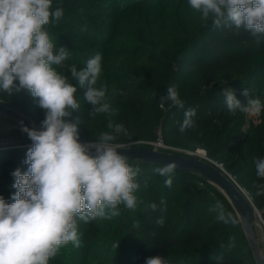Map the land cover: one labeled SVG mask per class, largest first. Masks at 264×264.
Instances as JSON below:
<instances>
[{
	"label": "rangeland",
	"instance_id": "obj_1",
	"mask_svg": "<svg viewBox=\"0 0 264 264\" xmlns=\"http://www.w3.org/2000/svg\"><path fill=\"white\" fill-rule=\"evenodd\" d=\"M57 8L63 9V15L59 20L50 17L44 30L57 49L63 46L69 50V56L60 66L52 67L67 76L69 82L76 86V81L71 79L70 66L75 65L80 70L96 53L102 56V71L96 87L105 90L109 111L90 116L93 106L84 99L86 89L77 85L75 98L79 108L73 112L72 121L75 122L77 118L80 121L77 125L80 142L88 143L97 140L101 133H108L116 137L110 143L119 145L120 149L152 148L161 153L190 155L216 164L234 179L255 208L262 213L256 219L255 233L259 254L264 260V195L256 194L257 185L264 184V179L256 175L255 167V160L264 158V112L259 116L240 112V116L231 115L228 123H219L216 127L209 128H200L197 120H194L192 130L181 133L179 125L183 121V113L194 106L184 104V108H179L171 103L162 109L159 107V92L149 90L143 98L140 112L136 113L126 110L114 94L116 77L119 78L118 81L131 80L127 67H140L144 70L155 68L147 61L145 53L172 56L184 37L198 30L205 21L201 14L190 7L188 0H52L50 11L54 12ZM134 82L150 86V82L144 78H138ZM255 87L261 90L259 97L249 94L246 98L240 92L237 99L246 103L248 98H259L264 103V76L255 82ZM239 91H242L241 88ZM190 92L188 89L181 91L180 99L188 100L197 96ZM0 105L19 112L36 129L40 128L44 119V110L26 89L18 93L13 91V94L0 90ZM166 119L171 123L167 128L164 122ZM85 121L88 122L83 124ZM109 123L113 128L108 126ZM116 124H123L128 135L115 133ZM31 146L32 141L21 131L19 121L0 113V158L8 156L10 152L26 158ZM128 164L133 168H140L136 177L139 185L151 187L159 199H173L170 207L172 216L167 218L168 223L181 218L183 201L192 189L199 188L203 191L201 211L197 209L194 213L196 218L203 220L199 226L202 232L201 246L170 250L165 258L170 259L171 264L211 262L212 254L202 255L212 253L214 247L220 245V257L229 258L232 264H256L243 221L232 202L217 185L196 173H173V183L171 187H167L165 180L168 177L155 172L156 167L135 162ZM9 185L10 182L6 183L0 194L6 202L8 190L11 196L16 192L14 189L10 190ZM134 195L138 201L135 210L120 204L117 206L120 215L111 219L99 217L102 219L103 229L95 244L83 246L86 248L84 253H80L83 250L80 248L81 243L77 247L70 242L61 246L49 260L54 262L58 257L64 256L62 264H71L68 256L75 254L77 259H82L83 264H116L119 258L124 264L128 263L129 258L135 263L142 262L147 246L143 232L139 231L140 190ZM217 201L224 205L226 212L236 216L239 223L226 224L218 220L217 212L211 210ZM120 219H123L122 232L116 229ZM134 226L138 228L135 234L128 230ZM125 231L129 233L126 234ZM148 232L154 238L159 237L151 230ZM192 254L199 255L192 256L187 262L181 261Z\"/></svg>",
	"mask_w": 264,
	"mask_h": 264
},
{
	"label": "clouds",
	"instance_id": "obj_2",
	"mask_svg": "<svg viewBox=\"0 0 264 264\" xmlns=\"http://www.w3.org/2000/svg\"><path fill=\"white\" fill-rule=\"evenodd\" d=\"M190 7L212 24L243 27L252 36L264 34V0H188ZM52 0H0V90L13 94L28 90L38 106L44 110L39 129L21 126L32 141L24 163L28 170L16 169L12 185L17 191L13 203L0 196V264H48L59 248L68 243L79 246L77 221L120 215L118 205L135 210L138 204L134 193L140 188L136 177L140 168L131 167L127 157L110 143L115 136L101 133L97 140L81 143L77 118L73 112L79 108L75 95L77 85L86 89L84 99L93 106L90 116L107 113L106 92L97 88L102 71V56L96 53L86 66L77 70L70 66L71 79L58 73L52 66H60L69 56V50L58 49L52 43L44 25L50 17L59 20L63 9L50 11ZM224 102L231 113L237 110L251 116L264 112L259 98H248L246 103L237 99L231 87L222 89ZM243 96L248 97L247 89ZM171 101L184 108L175 86L167 88L159 98V107ZM195 108L183 113L179 131L183 133L194 124ZM110 128L113 125L109 123ZM114 132L128 135L123 124H116ZM175 162L154 169L167 176L165 185L171 187ZM256 175L264 179V158L255 160ZM257 195H264V184L257 185ZM163 203V202H162ZM155 211L157 205L148 206ZM212 211L226 224H237L239 219L226 212L217 201ZM156 224L163 226L161 216ZM118 245H115L117 247ZM145 264H169L161 256L149 257Z\"/></svg>",
	"mask_w": 264,
	"mask_h": 264
},
{
	"label": "trees",
	"instance_id": "obj_3",
	"mask_svg": "<svg viewBox=\"0 0 264 264\" xmlns=\"http://www.w3.org/2000/svg\"><path fill=\"white\" fill-rule=\"evenodd\" d=\"M177 46L176 52L172 56L171 54L164 56L158 53H154L153 56L145 53L147 61L155 68L144 70L140 67L139 69L127 67L131 80L118 81L119 78L116 77L114 94L126 110L139 113L146 91L154 90V92H159L161 96L166 94L168 87L175 86L178 93L188 89L191 91L190 93L197 95L188 100L183 99L185 100L184 104L185 106H194L196 109L193 121L197 120V126L209 128L216 127L219 123H228L231 115L240 116L241 111L239 110L235 113L229 112L223 101L222 89L231 87L236 97L244 89H247L250 95L260 96L261 90L255 87V82L264 76V34L254 37L243 27L239 29L235 26L217 28L209 19L203 21L194 33L184 37L183 41ZM138 78H144V80L150 82V86L144 83H135L134 80ZM240 88L242 91H239ZM170 104L171 101L165 103L168 106ZM86 122L88 121L83 124H86ZM164 122L165 128L171 125L168 119ZM186 130L185 132H188L192 128ZM25 160L26 158L23 155H18L15 152H10L8 156L0 158V194L6 183L9 182V189L17 191L11 187L15 182L12 173L16 169H19L22 174L27 172L28 165L24 163ZM127 162H135L139 165L156 168L162 167L141 161ZM174 173L191 174L178 170ZM139 190L141 195L139 204L141 228L139 231L143 232L147 250L146 255L143 257L144 261L135 263L130 261L129 258L127 264H145V260L149 257L161 256L165 258L172 249L201 246L202 232L199 226L203 223V220L194 216L197 209L201 211L204 202L201 189L196 188L190 191L183 201V215L176 221H169V223L167 218L172 216L170 207L173 199L168 197L159 199L157 193L151 187L142 184H140ZM7 194V203H13L9 190ZM151 203L157 205L155 211L148 207ZM161 216L164 218L163 226L156 224V220ZM121 217H124V215ZM76 221L79 242L82 244L80 248H83V250L78 251L84 253L86 251L84 245L87 247L90 244H95V240H98V234L103 229L102 219L97 217L85 222L77 217ZM122 224L123 219H120L116 226L117 231L121 230L120 232H122L124 230V228H121L123 227ZM137 229L134 226L128 230L131 231L130 233L135 234L138 232ZM148 230L158 234L159 237L154 238L155 236H152ZM125 233L128 234L129 232L125 231ZM220 246L214 247L212 253L202 255L204 257L212 254L211 262L200 264H232L229 258L220 257ZM198 255L192 254L181 261L187 262L192 259V256L196 257ZM63 257H58L54 262L49 260L48 264H62ZM68 258L72 261L71 264H83L82 259L80 257L77 259L75 254H70ZM168 262L171 264L170 259ZM116 264L124 263L119 258Z\"/></svg>",
	"mask_w": 264,
	"mask_h": 264
},
{
	"label": "water",
	"instance_id": "obj_4",
	"mask_svg": "<svg viewBox=\"0 0 264 264\" xmlns=\"http://www.w3.org/2000/svg\"><path fill=\"white\" fill-rule=\"evenodd\" d=\"M0 113H4L8 117L16 119L21 126L23 124L29 128H35L22 114L13 109L0 105ZM118 151L127 157V161H141L143 163L160 166L175 162L178 165L176 170L199 174L211 183L217 185L232 202L243 221L256 264H264V260L259 254L258 239L255 233L256 219L260 217L262 213L255 208L251 200L234 179L225 173L219 166L214 163L205 162L194 156L161 153L152 148H119Z\"/></svg>",
	"mask_w": 264,
	"mask_h": 264
}]
</instances>
